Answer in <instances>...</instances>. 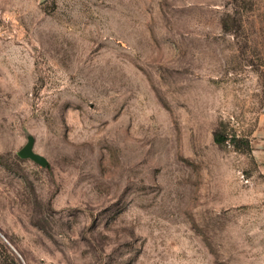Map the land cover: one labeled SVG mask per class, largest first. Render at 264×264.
I'll return each instance as SVG.
<instances>
[{"label":"rangeland","instance_id":"rangeland-1","mask_svg":"<svg viewBox=\"0 0 264 264\" xmlns=\"http://www.w3.org/2000/svg\"><path fill=\"white\" fill-rule=\"evenodd\" d=\"M0 264H264V0H0Z\"/></svg>","mask_w":264,"mask_h":264},{"label":"water","instance_id":"water-1","mask_svg":"<svg viewBox=\"0 0 264 264\" xmlns=\"http://www.w3.org/2000/svg\"><path fill=\"white\" fill-rule=\"evenodd\" d=\"M19 153L22 156H28V157H30L31 159H33L34 161H36L37 163H39L41 165H45L47 163L46 159L42 155L33 152L29 146L23 147L20 150Z\"/></svg>","mask_w":264,"mask_h":264},{"label":"trees","instance_id":"trees-1","mask_svg":"<svg viewBox=\"0 0 264 264\" xmlns=\"http://www.w3.org/2000/svg\"><path fill=\"white\" fill-rule=\"evenodd\" d=\"M214 141L216 142V143H222L223 141H225V138L224 137H222V134L219 132V131H215L214 132ZM243 145H245V147H247L248 148V145H247V143H245V144H243Z\"/></svg>","mask_w":264,"mask_h":264}]
</instances>
